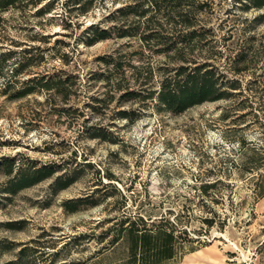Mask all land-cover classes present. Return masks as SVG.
Returning <instances> with one entry per match:
<instances>
[{"label":"rangeland","instance_id":"374dc122","mask_svg":"<svg viewBox=\"0 0 264 264\" xmlns=\"http://www.w3.org/2000/svg\"><path fill=\"white\" fill-rule=\"evenodd\" d=\"M1 19L8 74L30 66L11 87L0 79V264H122L112 241L130 214L186 231L196 250L163 264H264V7L40 0ZM204 63L239 89L160 109L161 82ZM39 170L50 174L29 184Z\"/></svg>","mask_w":264,"mask_h":264},{"label":"trees","instance_id":"16d2710c","mask_svg":"<svg viewBox=\"0 0 264 264\" xmlns=\"http://www.w3.org/2000/svg\"><path fill=\"white\" fill-rule=\"evenodd\" d=\"M27 1V4H22ZM40 0H0V42L3 43L6 37V29L1 19V12L10 8H19L20 10L27 5H36ZM250 8L261 9L264 7L263 0H248ZM23 6H19V5ZM39 14L47 12L50 8L43 7ZM263 16L259 17L262 18ZM105 36L100 34L90 39L89 44H93ZM183 41V40H182ZM28 53V49L22 50ZM16 51L11 50L3 44H0V79L4 82L5 89L11 87L17 82L18 75L27 71L30 66L28 62L17 64L10 75L7 72L10 59ZM220 52H215L219 54ZM213 55V54H211ZM247 62L243 54H237L231 61L233 74H241L244 65ZM7 77V78H6ZM14 79L12 80V78ZM227 76L220 72L217 67L204 63L193 67L180 66L177 68L174 77L167 78L161 82L160 90L157 94L158 107L160 109L180 113L184 110L207 102L227 99L239 89V80L237 78L226 79ZM224 79H226L224 81ZM15 81V82H12ZM35 81V77L28 78L26 83ZM44 88L49 89V85L43 84ZM32 88L27 86L15 97H24L32 92ZM39 172V176H35ZM34 176L29 184L38 182L49 176L50 171L42 174L39 171L33 173ZM24 177V176H23ZM19 179V182L23 180ZM263 195V192H260ZM118 224V232L113 238V243H123L126 247L127 257L122 264H163L166 261L181 258L185 253L194 251L196 248H186L187 239L184 238L186 231L176 222H170L166 218L154 219L150 223L140 215H126Z\"/></svg>","mask_w":264,"mask_h":264},{"label":"bare ground","instance_id":"6f19581e","mask_svg":"<svg viewBox=\"0 0 264 264\" xmlns=\"http://www.w3.org/2000/svg\"><path fill=\"white\" fill-rule=\"evenodd\" d=\"M203 257H204L203 254H197V253H194L193 256L191 257L190 261L192 262L193 259H196V258L201 259V258H203ZM190 261H189V263H190Z\"/></svg>","mask_w":264,"mask_h":264}]
</instances>
